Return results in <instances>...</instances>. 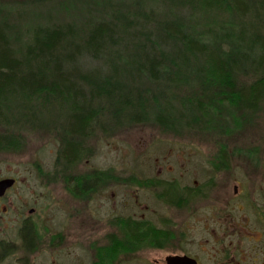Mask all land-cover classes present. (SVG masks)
<instances>
[{
  "label": "rangeland",
  "instance_id": "1",
  "mask_svg": "<svg viewBox=\"0 0 264 264\" xmlns=\"http://www.w3.org/2000/svg\"><path fill=\"white\" fill-rule=\"evenodd\" d=\"M216 1L195 0L191 6L190 0H0V26L20 58L39 26L63 28L68 36L63 47H68L85 40L96 23H115L123 43L107 47L99 60L84 53L75 62L80 73L74 75L103 92L117 82L123 94L127 88L138 93L137 104L139 98V105L159 98L160 106L169 102L176 112V126L168 129L149 109L148 114L142 108L130 112L117 98L106 102L100 127L80 140L82 156L70 166L60 159L67 141L63 112L46 114L48 109L32 107L34 102H25L22 113L11 107L10 122L0 123V139L5 140L0 180L11 177L16 184L0 197V264H91L92 257L94 264H105L112 236L122 238L116 217L149 221L166 231L164 248L133 250L163 258L199 253L202 236L224 229L237 234L232 230L241 224L251 229L264 224V100L255 110L246 109L229 88L209 76L205 60L176 61L168 69L179 81L175 84L153 82L145 73L122 84L107 74L114 65L125 69L153 45L158 55L174 56L173 48L156 41L155 34L167 24L185 25L188 34L208 44L212 27L218 32L223 24L226 31H238L230 14L204 9L205 2ZM250 1L255 10L247 24L264 35V0ZM211 47L225 56L232 48L221 43ZM255 69L243 61L235 75L237 87L254 82L261 75ZM95 175L101 179L97 188L79 196L68 189L69 176ZM153 179L176 181L181 188L203 186L202 195L178 207L159 197L160 187L138 185ZM26 222L37 235L31 248L21 236ZM137 254L122 256L123 264H137Z\"/></svg>",
  "mask_w": 264,
  "mask_h": 264
},
{
  "label": "trees",
  "instance_id": "2",
  "mask_svg": "<svg viewBox=\"0 0 264 264\" xmlns=\"http://www.w3.org/2000/svg\"><path fill=\"white\" fill-rule=\"evenodd\" d=\"M216 1V0H214ZM193 6L195 0H190ZM186 8V7H185ZM188 8V7H187ZM186 8V9H187ZM204 9L223 15L230 14L236 32L226 31L225 25H220L219 31L215 27L210 28L207 34L211 37L210 44L202 42L196 35L188 34L185 25L177 26L167 24L163 32L155 34L160 46L171 47L175 50L172 54L158 55V49L153 45L149 51H145L136 61H130L125 69L114 65L111 72L107 73L112 81L115 78L124 82H135V75L145 73L148 78L156 83L175 84L179 81L169 75L171 65L176 61L188 63L191 61L205 60L204 66L209 71V76L229 88L235 94L239 103L248 110H255L264 100V35L247 22L255 10L250 0H217L215 4L205 2ZM242 21V23H236ZM118 26L115 23L99 22L86 34L87 37L80 44L72 43L63 47L68 37L66 31L60 26L37 27L29 42L25 46V57L16 55L11 46L9 36L4 26H0V123H8L9 110L13 107L23 112L25 102L32 107L47 108L50 111H62L64 123V136L67 137L61 152L60 159L67 165H73L79 161L83 153L81 139L88 137L95 129L100 127L103 109L106 102H113L115 98L121 102L123 110L134 112L144 109L154 115L155 121L161 126L173 129L176 126V112L170 107L169 102L160 106L159 98L156 101L144 100L139 105L138 93H133L129 88L123 94L122 85L117 82L109 86L107 92L96 87L94 83L81 81L75 75L80 72L76 60L84 53L94 59H101L106 48H117L123 40L120 38ZM213 43H221L231 46L228 48V56L211 47ZM168 49V48H167ZM235 52V53H234ZM249 62L256 67L255 73L261 75L251 84L237 87L235 75L241 72L242 62ZM171 71V70H170ZM75 74V75H74ZM77 74V75H78ZM88 84V86L86 85ZM118 91H122L116 95ZM161 95H163L161 93ZM33 100V101H32ZM43 103L48 104L43 107ZM38 106H37V105ZM164 107V108H163ZM170 108V109H169ZM106 110V107H105ZM38 111V110H37ZM207 116L206 109L202 110ZM60 113V112H59ZM58 113V114H59ZM178 113V112H177ZM180 114V120L183 116ZM5 140L0 139V149ZM100 176L73 178L66 180L68 189L75 195L97 188ZM139 186L160 187L162 192L159 197L178 207L184 206L198 195H202L203 186L181 188L176 181L153 179L149 182L139 181ZM198 188V189H197ZM115 225L121 229L122 238L112 236L111 252L133 251L143 246H163L169 241L166 231L153 225L149 221L136 220L131 217H116ZM21 236L30 248L36 240L35 227L31 224H23ZM28 247V248H29ZM137 250V249H136ZM112 257L105 256V260Z\"/></svg>",
  "mask_w": 264,
  "mask_h": 264
},
{
  "label": "flooded vegetation",
  "instance_id": "3",
  "mask_svg": "<svg viewBox=\"0 0 264 264\" xmlns=\"http://www.w3.org/2000/svg\"><path fill=\"white\" fill-rule=\"evenodd\" d=\"M235 194L238 195V190H235ZM258 208L257 205L256 210ZM239 209L240 211L244 210ZM232 231L237 232V234H228L224 229L222 234L202 236L200 239L201 251L197 254L186 251L170 253L164 258L157 255L147 257L144 254H147L148 251L138 249L134 251L135 253L133 251L108 253L113 260L106 261L105 264H123L122 256L136 253L138 254L134 258L137 260V264H168L167 258L177 256L189 257L195 260L197 264H264V224L258 225V228L255 229L241 224ZM164 246L165 244L152 247L162 249ZM185 262L179 264H186ZM91 264H94V257H92Z\"/></svg>",
  "mask_w": 264,
  "mask_h": 264
},
{
  "label": "water",
  "instance_id": "4",
  "mask_svg": "<svg viewBox=\"0 0 264 264\" xmlns=\"http://www.w3.org/2000/svg\"><path fill=\"white\" fill-rule=\"evenodd\" d=\"M16 184V179L15 178H3L0 180V197H3L9 189L14 187ZM33 212V210H31ZM168 264H179L181 262L186 261V264H197L195 260L190 259L189 257L186 256H177V257H169L167 258Z\"/></svg>",
  "mask_w": 264,
  "mask_h": 264
}]
</instances>
